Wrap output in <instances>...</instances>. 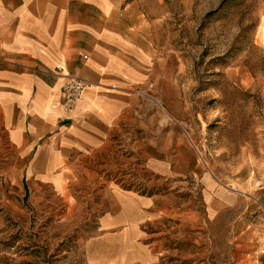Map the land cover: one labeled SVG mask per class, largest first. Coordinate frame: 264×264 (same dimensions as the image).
Masks as SVG:
<instances>
[{"label": "rangeland", "instance_id": "374dc122", "mask_svg": "<svg viewBox=\"0 0 264 264\" xmlns=\"http://www.w3.org/2000/svg\"><path fill=\"white\" fill-rule=\"evenodd\" d=\"M138 1L161 24L165 84L139 90L130 135L94 182L61 194L27 181L0 118V264H85L79 245L109 185L163 196L149 264H254L264 242V0ZM147 157L168 158L170 172L147 171Z\"/></svg>", "mask_w": 264, "mask_h": 264}, {"label": "crops", "instance_id": "0c3cea01", "mask_svg": "<svg viewBox=\"0 0 264 264\" xmlns=\"http://www.w3.org/2000/svg\"><path fill=\"white\" fill-rule=\"evenodd\" d=\"M160 26L138 0H0L1 126L23 178L61 194L94 182L121 133L130 135L139 90L165 84ZM70 76L87 87L65 107ZM145 167L162 176L171 163L147 157ZM204 184L214 186L210 177ZM101 192V213L79 245L84 263L155 261L150 226L163 218V196L118 185ZM261 246L254 264H264Z\"/></svg>", "mask_w": 264, "mask_h": 264}, {"label": "built area", "instance_id": "2783aa9c", "mask_svg": "<svg viewBox=\"0 0 264 264\" xmlns=\"http://www.w3.org/2000/svg\"><path fill=\"white\" fill-rule=\"evenodd\" d=\"M87 87L82 79H77L74 77H69L63 87V104L65 107H71L81 96L83 90Z\"/></svg>", "mask_w": 264, "mask_h": 264}, {"label": "bare ground", "instance_id": "6f19581e", "mask_svg": "<svg viewBox=\"0 0 264 264\" xmlns=\"http://www.w3.org/2000/svg\"><path fill=\"white\" fill-rule=\"evenodd\" d=\"M261 31H262V34L264 36V21L262 22V25H261Z\"/></svg>", "mask_w": 264, "mask_h": 264}]
</instances>
